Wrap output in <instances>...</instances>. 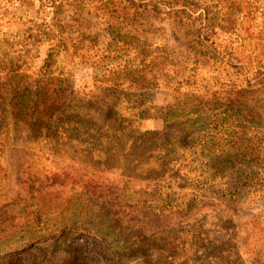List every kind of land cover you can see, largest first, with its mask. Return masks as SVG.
<instances>
[{"label": "rangeland", "instance_id": "374dc122", "mask_svg": "<svg viewBox=\"0 0 264 264\" xmlns=\"http://www.w3.org/2000/svg\"><path fill=\"white\" fill-rule=\"evenodd\" d=\"M47 1L0 0V264H264V193L244 188L258 174L246 179L247 163L203 156L206 119L229 102L237 126L223 137L264 136V0H146L164 12L141 14L123 0H73L59 11ZM51 44L42 94L73 93L84 114L64 132L21 119L8 94V78L37 75ZM173 71L180 92L194 95L178 107ZM113 98L126 118L120 132L102 108ZM187 102L201 120L192 138L165 123ZM224 143L215 147L230 150ZM36 208L89 220L82 228L92 232L10 243ZM94 231H122L130 244Z\"/></svg>", "mask_w": 264, "mask_h": 264}, {"label": "trees", "instance_id": "16d2710c", "mask_svg": "<svg viewBox=\"0 0 264 264\" xmlns=\"http://www.w3.org/2000/svg\"><path fill=\"white\" fill-rule=\"evenodd\" d=\"M122 0H120L121 2ZM126 2L127 5H130L133 7V10L136 14H141L143 12L149 13H160L164 12L161 7L158 6V4H152L151 2H148L146 0H123ZM156 1V0H154ZM158 1V0H157ZM49 6L51 8L55 9L56 11H59V9L62 7L64 3H67L71 6L73 0H49L47 1ZM182 2L183 6H194L193 0H182L178 1ZM165 10V9H164ZM176 12V11H175ZM56 18V17H55ZM54 49V45L51 44L48 48L47 55L44 59V62L42 66L39 68V73L35 76L29 75V74H23V73H13V76L8 78L9 84V95L10 100L13 104V106L17 109L18 115L21 117V119L30 120L31 117H35L36 124H43L44 126L46 123L47 125L51 122H55L56 129L61 128L62 132L65 131L64 124L72 121L73 124L83 123L82 120L80 121H74V117H80L84 115L83 113H79V110L74 109V106L71 105V101L73 99L74 94L70 93L67 95L62 96L61 94L56 93L54 96L49 94V97L46 96V93L42 94L41 86L39 85L41 77L47 75L49 73V66L50 61L52 59V51ZM177 72L173 71V73L169 76V79L167 80V86L170 89V92L174 93L172 103H174L176 107L180 106V102H177L180 99H186V97L194 96L190 92L182 93L180 90L174 85L172 82L174 77L176 78ZM257 76L264 75V67L261 69L256 70ZM247 79H241V81H245ZM171 82V83H170ZM251 86V83L248 81L247 85ZM237 86V82L233 83V87ZM163 93V91H162ZM164 93H168L164 91ZM179 95V96H177ZM112 99V98H111ZM114 100H111V103H108V101H104L102 104V108L111 110V117L112 121H114L115 128H117V132L121 130L122 123L126 122V118L124 115H122L118 111V103L117 99L113 98ZM166 99V97H165ZM89 99L86 104H90L88 107L91 110H93V102H91ZM192 100L195 101V99ZM232 104L229 102L227 105L219 107V104L215 106V108L220 111H217L219 115H215L214 117H209V119H206L207 123V129L210 132L208 134V141L210 142V150L203 154V156L211 159L213 163H216L218 166L221 164H229V163H235V161H240L241 163H247L249 167L253 170H251L253 175H247L245 176L246 179H253L255 178V174H258V178L253 180L252 182L246 183L244 188H247V191L249 193L251 192H262L264 193V156H260L261 154L264 155V136H262L261 131H259V134H256L253 139L247 138L245 140V143H243V139L240 136L237 135H229V137H223L224 130L236 127L235 121L237 119L230 120V116L228 115V108L231 107ZM196 104H189L188 102L185 104V106H182L180 109H174L172 112L169 113L167 116L168 118L165 119V123L169 121V124L174 122V126H180V133H184L186 136H194V127L197 124V122H201V120H198V116L196 115ZM87 106H84V111L86 116H88L91 112H86L85 108ZM170 107V105H168ZM141 112V110H140ZM138 113V118L141 117L142 113ZM197 116V117H196ZM78 117V118H79ZM135 117V116H134ZM79 118V119H80ZM129 122L130 118H127ZM132 120L135 118H131ZM32 123V122H31ZM263 126L262 124L258 123L256 128L261 129ZM234 132V131H233ZM147 133V132H146ZM228 141V148L230 150L226 151L223 148L215 147L220 145H225L224 142ZM184 148V146H182ZM218 148V149H217ZM256 159H258V162H256ZM254 164L256 165H253ZM220 165V166H221ZM221 168V167H220ZM243 174V173H242ZM166 198L161 200L163 207L160 208L161 211L165 212L169 208L165 206ZM188 204L186 203V200L182 201V205L179 207L180 209L186 208ZM47 212L43 211L41 209H33L31 211V221L27 222L23 225L20 234L17 233L13 236V240L10 243L20 242L23 239L27 238L31 240V242H41L48 239H61L66 237V230L68 229H82L85 231H89V229H86V227L82 228L83 224H86V222H89V220L81 219L77 216L70 215L67 217V219H63L64 217H58L57 219L54 218V220L49 219V217L46 216ZM80 216V215H78ZM90 230H93L91 227ZM90 233L92 231H89ZM94 231L92 233V236H103L105 239L110 240L113 244L117 245L120 248L125 246L126 244H130L128 237L130 234H125L122 231L119 232H108V231H101L97 232ZM133 238L137 239L138 241L139 236L132 235ZM135 241L134 243H136Z\"/></svg>", "mask_w": 264, "mask_h": 264}]
</instances>
